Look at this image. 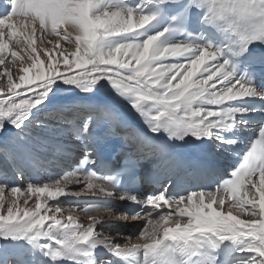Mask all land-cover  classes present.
<instances>
[{
    "label": "snow or ice",
    "instance_id": "1",
    "mask_svg": "<svg viewBox=\"0 0 264 264\" xmlns=\"http://www.w3.org/2000/svg\"><path fill=\"white\" fill-rule=\"evenodd\" d=\"M0 158V264H264V0H6Z\"/></svg>",
    "mask_w": 264,
    "mask_h": 264
},
{
    "label": "bare ground",
    "instance_id": "2",
    "mask_svg": "<svg viewBox=\"0 0 264 264\" xmlns=\"http://www.w3.org/2000/svg\"><path fill=\"white\" fill-rule=\"evenodd\" d=\"M4 3L6 5V0H4ZM43 58V57H42ZM134 124H139V121L136 120L135 118H133V121H132ZM70 148H78V145L75 144V142H72L68 145ZM0 163H2V158H0ZM10 175H11V172H10ZM18 183H26V178L25 180H21V181H17ZM63 199V198H62ZM84 200H87V201H93V198L92 197H89V196H81L79 199L75 198V197H68L64 202L65 204H77V205H83L81 204L82 201ZM112 202H116V203H120L119 201H112ZM32 205V202L30 203V206ZM119 208H123L122 206H118ZM69 213L66 212L65 215H68ZM72 215H75V216H78L81 220V222H83L85 225L87 223V216L83 213V215L79 216V214H77L76 212L74 213H71ZM92 215H99V213H92ZM110 218L109 220L108 219H105L107 221V223L105 224L104 226V229L103 231L105 233H109V234H115L116 232H120L122 233L124 236H129L131 234H127L126 232L124 233V229L123 227H125V224L122 223L121 221L119 220H116L115 217H108ZM113 223L114 225L112 226L111 223ZM135 226H138L139 227V223H134ZM141 225V224H140ZM117 242L120 243L121 246H124V244L126 243L125 240L123 239H119L117 238ZM133 243L137 242L135 237L133 236V240H132Z\"/></svg>",
    "mask_w": 264,
    "mask_h": 264
},
{
    "label": "rangeland",
    "instance_id": "3",
    "mask_svg": "<svg viewBox=\"0 0 264 264\" xmlns=\"http://www.w3.org/2000/svg\"><path fill=\"white\" fill-rule=\"evenodd\" d=\"M85 201H87V200H85ZM85 201H82L81 202V204H84L85 203ZM31 203V202H30ZM50 203H52V202H50ZM66 213V212H65ZM77 214H79V216H81V215H83V212H79V211H77L76 212ZM105 219H110V218H108V217H105ZM111 223V222H110ZM134 223L135 222H129V223H127V224H125V227H123V229H124V233L126 232L128 235L129 234H133L135 231H136V229L138 228V226H135L134 225ZM136 223H139V227L142 225V221H136ZM141 224V225H140ZM111 225L113 226L114 224L113 223H111Z\"/></svg>",
    "mask_w": 264,
    "mask_h": 264
}]
</instances>
